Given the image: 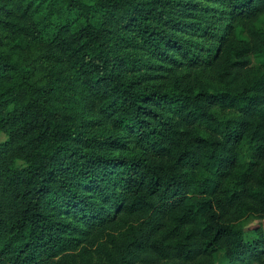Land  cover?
Instances as JSON below:
<instances>
[{
    "label": "trees",
    "instance_id": "obj_1",
    "mask_svg": "<svg viewBox=\"0 0 264 264\" xmlns=\"http://www.w3.org/2000/svg\"><path fill=\"white\" fill-rule=\"evenodd\" d=\"M262 19L0 0V264H262Z\"/></svg>",
    "mask_w": 264,
    "mask_h": 264
},
{
    "label": "rangeland",
    "instance_id": "obj_2",
    "mask_svg": "<svg viewBox=\"0 0 264 264\" xmlns=\"http://www.w3.org/2000/svg\"><path fill=\"white\" fill-rule=\"evenodd\" d=\"M260 25L261 26H264V19H262V21L260 22ZM258 59H255V62H257ZM5 138L4 134H0V140H3ZM245 225L248 226V227H252L254 225H257L259 223H262L264 225V217H259V216H254V215H251V216H248L246 219H245ZM255 231L254 230H247V232H245V237L248 239V238H252L253 236H255ZM254 264H260L259 262L257 263H254ZM264 264V262L262 263Z\"/></svg>",
    "mask_w": 264,
    "mask_h": 264
}]
</instances>
